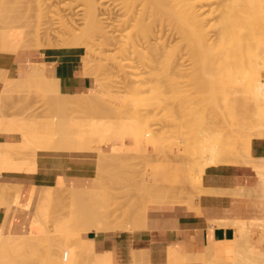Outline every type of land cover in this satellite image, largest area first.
I'll return each instance as SVG.
<instances>
[{"label": "bare ground", "instance_id": "obj_1", "mask_svg": "<svg viewBox=\"0 0 264 264\" xmlns=\"http://www.w3.org/2000/svg\"><path fill=\"white\" fill-rule=\"evenodd\" d=\"M11 1H13V0H11ZM4 2H7V0ZM8 3H9V1H8ZM3 4H2V6H3ZM15 4H13L14 5L13 7L12 6L10 7L8 15L5 14V12L3 13L0 11V40H1V43H3V45L7 48L8 53H14V54H18L20 56H26V55L32 56V55H35L36 53H39L40 51H44L47 49H62V48H64V49H68V48L69 49L70 48L83 49L84 54L82 56L83 57L82 61H83V66H84V74H86L88 76L91 75L90 69L94 65H98V62L102 61V63H105V62H107L106 64L112 63L113 65H115L119 69H121V70L123 69V71H124L123 73H125V72L128 73V75L125 74L127 76L126 80L130 79L132 81V79H133V81L134 80L136 82L140 81L142 83L143 81H146L147 79L150 80L152 78L151 80H154V81L153 82L150 81V82L152 84L157 83L156 85L159 87V89H162V87L165 84L166 79L174 78L173 81H172V79L168 80V81H171V82H169V84L172 82H175L174 85H172L173 84L172 83L170 85V87L172 86L173 91H176V92L178 91V88H176V87L173 88V86H175V84L180 85L181 83H183V82H181V83L177 82V81H181L180 79H182V78H180L178 80H177V78H179L180 76L182 77V75L184 73H186L187 71L189 72L190 71L189 69L192 68V72H190V74H194L197 71L199 72L200 71L199 69L204 68L206 65H208V66H206V68L211 67V69L213 66H215V68H217V67L220 68V69L217 68L218 71L221 70V68L223 70V71L221 70V71L217 72L218 74L220 73V75H218V78H219L221 83H224V85H225V84H227V83H225V81H227L228 84H229V82L232 84L235 83V86H236V83L242 84L243 88H244L243 91H245L247 93V95H245L247 97H245V98H248V100H249V98L251 97L255 100L254 103L256 104L257 110L253 114L250 113L251 115L248 113L247 120H248L249 124L248 123L247 124L249 126H245V128L243 127L244 129H247V131L249 133L248 138L245 139V137L242 135V134H244V132L242 133L239 131L241 133V135H238L241 140H242L241 136H243V140L244 139L246 140V144H244L245 142L243 140H242L243 143H241L239 140L240 145H242V144L245 145V147L242 145V148H241V146H239V151L244 152V153L243 152L240 153L243 156L242 160L240 159L242 156L240 157V154H239V151L237 150V148H236L237 151L233 150V148H234L233 143L235 141L237 142V140H235L233 142V140L235 139L236 136L233 135L234 139L231 138V140H229L233 143L228 141L229 143L232 144V147H230L231 145H229V146L226 145V144H228V143H226V140H228V138L225 141H223L226 143L225 145L227 147L223 146L224 144L220 145L219 144L220 141L218 140L219 142H217L216 138H215V144H214L213 143L214 140H212L214 138V136H209V135H211V134H209L210 129H211V131H213L212 127L210 125L211 124L215 125V122L218 120L212 121V122L210 121L209 124L206 122L208 125L204 126L205 128L203 130H201V132H199L198 136H196L197 134L195 132H194L195 134L193 133L196 136V138L193 137L194 140H192L193 139L192 137H191L192 138L191 140H189L187 138V137L190 138L189 135L192 132V131H190V129H187V130H189V135L186 137L187 139L185 140L186 144H187V145L185 144V146L187 148L185 150L187 152L189 148L190 149L193 148L191 150L196 153L197 160L195 161V159H194V161H195L194 163H196V164L191 166V163L193 162L192 155L190 158V160H192V161L189 163V165H187V164L190 160L187 158L189 160L188 162H185L187 165V168H186V165L184 164L185 168L183 169V171L187 175L184 174L185 177H183V179L184 178L185 179L183 180L182 184L180 185V188H178V183L177 184L176 183H172V184L170 183V180H171L170 177H169L170 180L169 181L166 180L167 183H165L166 182L165 178H166V175H168V174L165 175L164 179L160 178V176H157V171H158L159 165L155 161L156 165L158 166V167L155 166V172H156L157 178L159 177L158 179L155 177L156 178V184H158L157 180L159 181V179L160 180L163 179L165 181L164 182L165 186L167 185V187H168L167 189L170 193H168V191L166 192L167 189L165 190L164 189L165 187L163 188V186H162L163 184L160 183V185L162 186V191L164 189V192H162L160 189V192H162V198H161L160 197L161 194L158 192L159 188L161 187L160 185H159L158 191H156V192H158L157 194L155 191H151L152 187L151 188L148 187V186H153V184L146 186V191L149 188L151 192H155V196L160 194V195H158L159 198L157 196V198L155 197L154 199H152V197H149V195L152 193H149V192H148L149 194H146V192H145V196H143V198H141L143 194H141V192H140V195H141L140 200L142 199L141 201H143V202L145 201V202L144 203L141 202L142 206L139 207V208H141L140 209L141 212L140 211L136 212V210H134L136 212L135 215H134L135 212H133V209H135L134 206L137 207L136 204H138V206L140 204L138 202L135 203V201L130 202V199L134 198L136 200L137 198L139 199V197L135 198L136 196L135 197L132 196V198L131 197H130V199L128 198L129 201H126L127 198L125 199V197L123 196L124 194L122 195L123 197H121V196L118 197L119 200H120V197H121V199L122 198L125 199L123 204L126 202V204H124L125 207L122 204L125 209L121 208V210L125 211L126 206L128 207L127 204H129V203H131V205L133 203V205H134V206L132 205L133 209L130 208L131 205H129V210L127 209L128 213H129V211H132L130 213V217H131L132 213H133L132 216H134V217L136 216V219L134 217L133 218L131 217L132 219H130V221L136 220L135 221L136 223L134 221H133V224L129 222L131 224V225L129 224L130 226L133 225V227H131L132 230H133V228L138 229V228L144 227L145 222L147 221L146 219H147L148 206L151 203L179 204V205L187 206L190 209H193L196 212L201 213L199 211V209H200L199 204L195 205V203L193 201L195 199H193V198H195V197L200 198L201 196H204V195L223 196V195H226L227 193H229L228 189H217V188L213 189L210 187H206L204 185V182H203V176H204V173H205L207 168L214 167V166L217 167L220 165H226V163H228L230 161L233 162L232 158L235 160V162H237L236 160H238L240 165L241 164L246 165V166L249 165L252 167V169L254 171H256V173L259 175V179L261 181V185H259L260 188L258 189V187H256V189H257L256 191L262 190L264 192V157H257V156H254L252 154V141H253V139L254 138H264V80H263V73H264V0H26L22 3L20 1V3L17 4L19 6H17V7ZM15 22L22 25L23 28H21V30L17 29L18 25L17 26L14 25ZM1 46H2V44H1ZM1 48H0V51H3L4 49L2 48L3 50H1ZM98 55H99V58L97 60V58H95V56H98ZM96 60H97V62H96ZM200 64L203 67L202 66L200 67L199 66ZM113 65H111V66H113ZM106 66L107 67L109 66V68H111V70H112V67L110 65H106ZM107 67L106 68L104 67V70L107 69ZM116 67L113 66V70ZM197 67H198V69H197ZM215 68H214V70H215ZM202 70H204V69H202ZM210 70L209 69L204 70L205 72L203 74L208 76L209 74L207 75L206 73H207V71H209V73H211ZM8 72H10V71H8ZM23 72H25L27 75L26 76H19V77H8V76L4 77V75H3L2 77H4V78L1 77L2 81H6V83H9V84H6L7 86L8 85L12 86L10 92L13 93L15 91L17 94L20 89L23 90V91H21L22 94H24V91H28V90H30L29 92H31L33 90L38 91L39 87L38 88L36 87L35 89L32 88L33 85L37 86V83L32 84V82H34V81L38 82V80H40L38 82V84L40 82H43V84H44V82H46V85L44 84V86H46V88H49V87L51 88V86H47V83H49V82H53V84L56 86H58L60 84L59 83L60 80L57 77L53 76L52 74L50 75L48 73L45 63L33 61L26 66V69L23 70ZM113 72L114 71H112V73ZM214 72H213V74H214ZM2 73L7 74L5 70ZM118 73H120V72H118ZM186 74L184 75L183 78H185ZM201 74H202V72H201ZM1 75L2 74L0 73V76ZM118 75H120V74H118ZM121 75H123V74L121 73ZM91 76L93 77L94 75H91ZM115 76H117V75H115ZM189 76H191V75H188L186 77L189 78ZM192 76H191V78H192ZM206 76H204V78ZM214 76H215V74H214ZM118 77H120V76H118ZM197 77L199 79V76H197ZM124 78L125 77H123V79ZM208 78H209V76H208ZM25 79L28 80L27 81L28 84H26L27 82L23 83L25 86L24 87L21 83L23 81H26ZM109 79H110V77H109ZM201 79H203V78H201ZM205 81L206 80L203 79V83ZM200 82H202V80ZM193 83H194V81H193ZM221 83H220V85H221ZM30 84L32 85V87L30 89H27V87L29 88L31 86ZM128 84H129V82H128ZM166 84L168 85L167 82H166ZM6 85L4 83V86H6ZM26 85H28V86H26ZM39 85H42V83ZM121 85H123V84H121ZM138 85L139 86L137 88L140 91V89H142L141 84L138 83ZM204 85H205V83H204ZM204 85H202V87H204ZM227 85H225V86L227 87ZM242 85H241V87H242ZM20 86H21V88H20ZM44 86L43 85L40 86V89L42 87V88H44L45 91L47 90V92H49V91L53 92L54 89H56V88H54L53 91H51V90L48 91V89H46ZM207 86L208 85H206L205 88L201 87V89L200 88H197V89H200V91L202 90L201 92H203V90H205V89L208 90L206 88ZM209 86H211V85H209ZM235 86L233 85V87H235ZM23 87L27 90H25ZM53 87L54 86H52V88ZM170 87L168 86V88H170ZM219 87L215 86L214 88L219 89ZM57 88H61V87H57ZM101 88H102V85L100 83L96 82V86L92 87L88 91V93L84 95V98H85V96L87 97L86 98L87 102L89 100L91 101V99H90L91 97H94L92 95L97 96L99 93L102 94ZM8 89H9V86H8ZM217 89H213V91L215 93H217V91H219ZM224 89L226 90V88H223L220 91L223 92L222 90H224ZM3 90H6V89L3 87ZM44 90L42 89L41 91H44ZM164 90H165V86L163 87V91ZM225 90L222 94V96L223 95L224 96L220 97V98H223L224 100H226L225 98H229L228 96L225 95V94H227V93H225L226 92ZM227 90H228L227 92L231 91L230 88ZM163 91H161V93L165 94L166 92L164 93ZM237 91L238 90H236V92ZM7 92L8 91H6L5 93H7ZM47 92H45V93H47ZM54 92L58 95L60 93H62V91L60 89H56ZM214 92H213V94H215ZM5 93L3 94L4 96H5ZM204 93H206V91ZM207 93H209V92L207 91ZM218 93H220V92H218ZM218 93H217V95L219 96ZM242 93H244V92H242ZM56 94H55V97H56ZM68 94L70 95V99L74 98L72 94H70V93H68ZM107 94H109V93L107 92ZM213 94L211 93V95H213ZM230 94L231 93L229 92V95ZM0 95H2V94H0ZM76 95H77V93H76ZM76 95H74V96L77 98H79L80 96L81 97L83 96L80 94L78 96H76ZM6 96H7V94H6ZM66 96H64V97H66ZM157 96H158V94H157ZM207 96H209V98L206 97V95H205V97H202L204 100L207 99V102H208L207 105L209 103H211V102H209V100L213 99V102L216 100V99H214V97L216 95L215 96L213 95L212 99L210 97V94H207ZM248 96H250V97H248ZM9 97H11V96H9ZM88 97H90V98H88ZM97 97H99V96H97ZM154 97H155V95H154ZM22 98L25 99V97H22ZM29 98H30V96H29ZM163 98H164V96H163ZM182 98H184V97H182ZM0 99L2 100V98H0ZM7 99L8 98H6V100ZM68 99H66V100L69 102L70 99L69 100ZM72 99H71V102H72ZM102 99H104V97ZM4 100H5V98H4ZM80 100L81 99H78L76 101L81 102L82 100H85V99H83V97H82V100L81 101ZM96 100L98 101V99H95V102H93V101L92 102L97 103ZM228 100H230V98ZM8 101H9V99H8ZM67 101L65 103H68ZM73 101H74V99H73ZM102 101H105V100H102ZM71 102H69V103H71ZM83 102H85L86 104H84ZM87 102L82 101V103L84 105H87L86 108L90 109L91 105L89 106L87 104ZM99 102H100V99H99ZM161 102H163V101H161ZM219 102L221 104V102H223V101H219ZM243 102H245V101H243ZM246 102H248V101H246ZM251 102H253V101L251 100ZM24 103H25V101H24ZM69 103H68V106H66V107H68L69 109H71V108L73 109L74 103L73 102H72L73 104L71 103L73 107L72 106L69 107ZM199 103H201V106L204 107V105L202 104L203 103L202 101ZM214 103H213V105H216V107L219 106V104L217 106V103H218L217 101L215 104ZM224 103H226V102H224ZM227 103L225 104L226 106H227ZM48 104H49V102H48ZM59 104H57V106H58L57 108L55 107L56 109H59ZM100 104H101V102H100ZM128 104L129 103L127 100V105ZM235 104L237 105L238 103H235ZM2 105H3V103L0 101V111L2 109ZM9 105H10V103H9ZM65 105H67V104H65ZM108 105H109V103H108ZM175 105L172 107L173 109L176 107ZM179 105H181V103ZM195 105H196V103H195ZM195 105H193V107ZM211 105H212V103H211ZM211 105H208V106H211ZM21 106H23V105H21ZM109 106H111V105H109ZM229 106H230V102H229ZM251 106H253V105H251ZM251 106H250V108H251ZM62 107H60V110H58V111H61L62 109L65 111V109H66L65 106L63 108ZM82 107H84V106H82ZM105 107H107V105H105ZM205 107L207 108V106H205ZM216 107H215V109H216ZM239 107H241V106H239ZM254 107H255V105H254ZM99 108L100 107H98L96 109L99 110ZM162 108H163V106H162ZM220 108H223V106ZM224 108H226V107L224 106ZM227 108H228V106H227ZM4 109H5V107H4ZM49 109H50V106H49ZM77 109H79L78 113L80 112L81 114H83L85 112V114H87L86 113L87 111H84V108H82L83 110L81 109V107L80 108L78 107ZM77 109H74V110L76 111ZM101 109H103V108H101ZM101 109H100V111H101ZM104 109H107V108H104ZM188 109H190V108H188ZM45 110H46V108H45ZM110 110H111V107H110ZM110 110L108 112H110ZM182 110H184V109H182ZM208 110L206 109V111H208ZM219 110L217 109L216 112L218 113ZM226 110L227 109H225V111ZM232 110H234L233 107H232ZM50 111L47 109V112H50ZM52 111H54V110H52ZM196 111H197V109H196ZM206 111H205V113H206ZM210 111H212V110H210ZM213 111H214V109H213ZM222 111H223V109H222ZM68 112H69V110H67V113ZM74 112H71V113L74 114ZM216 112H212V113L216 114ZM231 112L232 111L230 110L231 116L226 112V114L228 115L227 116L228 119L230 117H232L231 119H233V117H234V114H233L234 112H232V113ZM252 112H254V111H252ZM64 113H63V115L65 116V114H67V113H65V114ZM71 113H70V115H68V114L66 115V117H65L66 119L63 117V115H62L63 119H61V117H60V120H62V123L60 125H57V127L59 126L58 129L55 126V129L44 127L43 130L42 129H36L35 125H34V124H37V122L39 123L40 120L37 122H34V124H33L34 127H33V125L26 124V122H25L26 117H25V119L19 118V121H18V119L16 121H13V120H9L8 115L5 116L4 114H0V133L5 134V136L7 138L11 137V136L7 135L9 133L20 135L22 137L24 146L27 145L28 147H31L32 149L34 147L33 150H35L37 148L34 151V153L37 152L36 154L38 155V149H39V152L40 151H48L45 149H47L48 147L50 148V146H51V150L49 148L48 149H49V151H53L52 150L53 146L56 145L58 147L60 144H62L63 142L66 141L67 137L63 136L64 133L68 136L69 134H67V132H69V131L74 132L75 131L74 134L76 133V135L73 138L75 143L74 142H73L74 144L71 143L70 141L72 139H68L70 141L67 140L66 143L63 144L64 146L60 145L61 146V148L59 147L60 150L64 151L63 148H65L66 146L70 149L71 147H73V145H74V148H75V145L77 148V145L79 147V145L81 146V144H83L84 146L82 145L83 146L82 149H85V151H88V149H90L89 152H92L93 149H94L93 152H95V150L98 151L100 156H101V161H99V165H101L103 167L102 168L98 167L99 169H97V170L98 171L100 170L99 172L101 173V170L104 171L103 168H105L104 167L105 163H106L105 164V166H106L108 161H111V159L115 160V159L119 158V155H121V152H122L121 149H122L123 143H124V141H126L127 138H133V140L135 141V145L131 147V149L133 150L132 151L133 153L136 150L146 151L145 149H147V145H149V144L153 147L157 146V144H158L157 142H159V141L156 140L157 139L155 137L156 133L159 132L161 134L162 133L164 134L169 129V128L167 129L166 127L167 126L170 127V124H172V123L174 124L175 121H176V123H181V122H177L180 119L178 118V115H176V112H175V114H173V115H176V116H174V118L172 116H170L173 120L175 119L174 122L172 119H170V117H168L167 118V119H169L168 121L172 120V121H170L171 123H166L165 124L166 127H165L164 122L162 121V126L159 127L158 131H157L158 128H154V129L148 128V126H146V123L143 119H142L143 124H144L143 127L140 126V125H143L142 123L138 124V122H140V120H141L140 119L139 121L136 120L137 122L132 121V124H131V121L128 120V122H126V123L124 122V123H120V125L118 124L117 126H114V129H113L112 125L106 124V122L105 123L103 121L97 122L98 120L92 121V119H91L92 122H89V123L84 121L86 123V125H85V123L83 121H81L82 119L79 121H76V118H74L75 120L70 119L69 116H71ZM198 113H200V112H198ZM198 113H196V114H198ZM202 113H204V112L202 111ZM57 114L59 117V113H57ZM61 114H60V116H61ZM211 115H213V114H211ZM219 115H221V114H219ZM223 115H225V114H223ZM236 115H238L237 112H236ZM31 116H33V115H31ZM37 116H38V114H37ZM49 116H51V115H49ZM162 116H164V115H162ZM188 116H187V118H188ZM206 116H208V115H205L204 117L206 118ZM217 116L215 117L216 119H217ZM80 117L84 119L85 116L82 115V116H79V118ZM92 117H94V116H92ZM202 117H203V115H202ZM235 117H237V119H238V116H235ZM161 118H164V117H161ZM177 118L179 120H176ZM208 118H209V116H208ZM208 118H207V120H208ZM34 119H35L34 121H36L35 117H34ZM132 119L134 120V118H132ZM167 119H166V122H168ZM22 120H25V121L22 122ZM52 121L53 120H51V125H54L56 122L53 121V123H54L53 124ZM72 121L75 122L74 125L76 126V129L74 128V130L72 127L73 124L71 123ZM231 121H233V120H231ZM203 122H205L204 119H203ZM220 122H222V121H220ZM224 122H228V120H225ZM185 123L186 122H182L181 125H184V126H182V128L185 127ZM206 123H205V125H206ZM31 124H32V122H31ZM203 124L204 123H202L201 126H203ZM38 125L42 126V124H38ZM187 125L188 124H186V126ZM173 126H171V128ZM174 127L172 129L176 128V127L175 128ZM182 128H180V129H182ZM217 128H219V126H217ZM184 129L186 130V128H184ZM219 129H217L216 131H218ZM155 130L157 132H155ZM237 130H238V128H237ZM170 131H171V129H170ZM175 131H176V129H175ZM219 131H221L222 133ZM219 131L218 132L221 134L224 133L221 129ZM200 133H201V135H200ZM236 133L237 132H235V134ZM53 134L55 135V137H52ZM72 135H73V133H72ZM112 135H116V137H117V140H118L117 145H116L117 148L115 151H113V152L110 151L109 153H107L102 149V143L105 142V140H104L105 136L109 137ZM219 135H217V136H219ZM224 135H225V133L223 134V137H224ZM217 136L215 135V137H217ZM69 137H71V136H69ZM210 137L211 138L213 137V138L211 139ZM223 137L221 135V138H223ZM224 138H226V137H224ZM210 139L212 141H209ZM219 139H220V137H219ZM50 140H52V141L50 142ZM8 141L9 140H5V141L0 142V173L3 174L2 172H10V173L11 172H20V173H22V172L23 173L24 172H28V173L35 172L37 169V160H36L37 158L36 157H38V156L34 153H31V154L35 155V156L31 157L32 159H33V157L36 158V159H34V161L28 160V159H31L28 157H27L28 159H23V161L21 159H19V161H18V159H15L16 156L15 157L13 156L15 153L13 147H15L16 142L10 143ZM46 141H48V144ZM53 141H56V143H54ZM69 142L71 143L70 147H69V145H70ZM43 143H45L46 145L44 144L45 145L44 146ZM51 143H53L54 145ZM77 143H79V144H77ZM66 144H69V145H66ZM237 145H239V143ZM24 146L22 145L23 148H24ZM27 146H25V147H27ZM43 146H44V148H43ZM46 146H48V147L45 148ZM9 147L12 148V150L9 149ZM22 147L20 146L18 148L20 149ZM39 147H42V148L40 149ZM54 148H56V147H53V149ZM76 148L74 151H76ZM32 149L26 148L27 152H30V151L33 152ZM73 149H70V150H73ZM80 149H81V147H80ZM156 149H157V147H156ZM21 150H23V151H20L21 154L25 153V151H24L25 149H21ZM66 150L69 151L67 148L65 149V151ZM160 150H161V148H160ZM191 150H189V151L192 152ZM140 151H138V152H140ZM144 151H143V153H144ZM80 152H81V150H80ZM123 153H125V152H123ZM136 153H135V155H136ZM233 153L236 155H232ZM31 154H28V155H31ZM106 154L109 155V157L111 158L110 160L103 156ZM173 154L174 153H170V155L172 157H175V155H173ZM22 155H26V154H22ZM22 155H21V157H22ZM147 155L146 156L144 155L145 158L147 157ZM170 155L169 154H168V156L166 155V157L168 159L170 158L169 160L172 159V157H170ZM121 156L123 157V154ZM132 156H134V155H132ZM154 156H155V154H154ZM181 156H182V158H181V160H182L184 158V155L181 154ZM194 156H195V154L193 155V158H194ZM124 157H125V155H124ZM185 157H187V156H185ZM22 158H24V156ZM102 158H103V160H102ZM131 158L135 159V157H130V159ZM175 159H177V158H173L172 161H176ZM119 161H122V160L119 159ZM172 161H169V162L171 163ZM123 162L126 163L125 158H124ZM112 163H114V162H112ZM128 163H129V161H128ZM161 163L163 164V162H161ZM167 163H168V161H167ZM130 164H132V163H130ZM137 164L134 163L133 166H135ZM164 164H166V163H164ZM126 165H128V164H126ZM189 166H191V167H189ZM130 167L131 166H129V168ZM131 169L132 168H130V170ZM161 169H162V166H161ZM185 169H187L186 170L187 173H186ZM107 171H108V169H107ZM112 171H114V169ZM133 171L134 170L132 169V172ZM190 171H192L193 177L190 175ZM196 171H197V173L198 172L199 173L196 174ZM164 172H166V171H164ZM100 173L97 174L98 179H95V182L97 181V183H98V181H99L100 184L99 183L97 184L94 182V185H93L94 190L96 188L102 189V186L104 185V179L105 178H103V177H105L107 175H106V173H104L105 175L103 174V177H101V176H99ZM194 173L197 175V177H196V175L194 176ZM107 174H108V172H107ZM114 175H115V173H114ZM110 176H107V177L110 178ZM133 177H134V179L136 178L135 176H133ZM163 177H164V175H163ZM153 178H154V176H153ZM167 178H168V176H167ZM136 179H138V178H136ZM100 180H101V182H100ZM117 180H118V175H117ZM132 180H133V178H132ZM61 181H62V178L60 177L59 180L57 181L58 185L43 187V188H41V191H40L39 190L40 187L35 186V185L27 186V185H23L22 183H18L19 181L14 182L11 180H6V179L0 180V209L5 207L7 209V214L10 213V211H11L10 209L12 208V206H17V207L21 206V207H24L25 210L30 211L31 210V204H32V197L35 195H38V197H39L38 198L39 204L37 203V206L35 208V212H34V214H32L30 221H29L30 230L28 232H26L25 234L4 233L3 231L0 232V264H58L61 262L62 263L64 262L63 264L69 263L68 258H70V257L67 254V256H68V258H67L65 252L68 251V250H66L67 248L68 249L70 248V246H67V244L72 241V237L70 235H72L73 232H72V234L70 233V235L64 237L66 241L63 240L64 238H62V240L58 239L60 241V243L58 242V240H56V242L55 241L52 242L51 241L52 239H50L47 236V234H49V233L46 232L47 233L46 234L44 231H42V229L44 228L43 227L44 226V219H42L41 216L39 215L42 213L43 215L46 216V218L48 217L47 216V210H48V206H49L48 203L50 202L49 199L52 200V198H54L57 195H58L57 197H59V199H57L56 204H58V206L62 205L63 207H64V205H67L66 202H64V203H66V204H64L62 202V199H60V196H62L61 192H62V190L65 189V187L63 185L64 182L61 183ZM143 181L141 180L140 184ZM9 183H12V184L14 183V184L12 186V184H9ZM60 183L62 185H60ZM136 183L137 182H135V184ZM101 184H103V185H101ZM95 185H99L100 187L96 186V188H95ZM60 186H61V188H64V189H61ZM141 186H142V184H141ZM141 186H140V188H142ZM144 186H145V184H144ZM55 188H56V190H55ZM134 188H135V185H134ZM73 189L75 190V188H73ZM83 189L84 188H81V189L78 188V191H76L77 190V188H76V190L74 192L71 190L68 191L70 193L76 192L77 194H73V196L80 198V199L75 198V201H77V202H74V197L71 198L73 201L70 199L71 203H68V204H71L70 207L75 208L78 206V203L83 204V206H85L84 202H85V204H86V202H87V204L89 203L88 204L89 206H87V204H86V206H87L86 209L83 208V210H86V211L81 210L82 211L81 213L83 215H78V214L75 215L77 219L79 218V220L77 222L76 218H74L75 220L73 222L76 221L75 223H77V224L73 223L72 219H71V218H73L72 214H74V211H76V209H72L73 212L71 211V209L69 210L72 212L71 213L72 217L70 216V221L72 222L74 227L80 226L81 228H83L85 226L86 221H87V224L85 226L86 229H88V228L100 229L101 225L111 224V221H110L111 218L109 219V217L111 216V213H110V216L108 214V212H110L111 210L109 211L108 209H113V207L107 208V206L105 204H103L107 208V209H105L104 206H102V203H99L98 201H97L98 202L97 203L94 201L95 196H93V195H95L94 192H96V191H94L93 189L91 190L93 192L88 191V190H90V188H89V189H84L85 192L84 191L82 192L81 190H83ZM105 189L106 188H104V191H105ZM142 189H140V190H142ZM153 189L156 190V188H152V190ZM246 189H244V190L246 191ZM65 190H67V188ZM230 190H234V189H230ZM244 190H243V188H241L242 192ZM121 191H118L116 196H118L119 192H121ZM135 191H136V189H135ZM196 191L198 193H196ZM247 191H249V190H247ZM53 192H54V194H55V192H56V194L57 193H59V194H57V195L55 194V196H53V195L51 196V194H53ZM78 192L85 194L84 197H86V200L82 196L84 198V201H82L83 198L81 199V197H80L81 194ZM88 192L90 193V195L88 194ZM184 192L189 193L190 196L187 199L183 200L182 195H185V194H183ZM239 192L237 191V192H235V194L239 193ZM99 193L100 192H98V194ZM241 193H240V195H242ZM246 193H249V192H246ZM87 194H88V196H91V197L93 196L92 198L94 200L91 197H89V199H88ZM232 194L234 195V193L231 192L230 195L232 196ZM13 195H14V198H13ZM102 195H100V196L102 197ZM140 195L138 194V196H140ZM146 195H148V196H146ZM254 195H256V194H254ZM153 196H154V193H153ZM252 196H253V194H252ZM109 197L112 199L111 194L109 195ZM178 197L182 198V199L178 200L177 199ZM96 198H97V194H96ZM116 198H114L112 200H115ZM138 199L136 201H138ZM39 200H41V202ZM55 200L56 199L54 198V201ZM88 200H89V202H88ZM90 200H92V201H90ZM119 200H117V201H119ZM105 201H107V200H104L101 202L104 203ZM108 201H109V199H108ZM72 202L76 203L77 206H74L75 205L74 203L72 205ZM115 202L116 201H114L112 203H114V205H115ZM120 202L122 203L121 200L119 201V203ZM93 203L95 204V206H93L94 205ZM121 203H120V205H121ZM106 204H108V203H106ZM117 204H118V202H117ZM50 205H51V203H50ZM96 205H98V206L100 205L105 209L104 210L102 207L99 206L100 208H102L106 212V215H105V213H103L105 215V219H103L99 216L100 214L103 215L101 209H100V212H101L100 214L96 213L97 209L99 208L98 206L96 207ZM83 206H81V207H83ZM117 206H119V204L114 206V208ZM120 207H122V206H120ZM118 208L119 207H117V209ZM91 209H92V214L90 212ZM119 209H118V211H119ZM130 209H132V210H130ZM115 210L116 209H114V211ZM114 211H111V212H114ZM77 212L80 213L79 210ZM85 212L88 213V215H86ZM93 212H95L99 216L98 217L99 219L97 218V215L94 214ZM98 212H99V209H98ZM138 213H139V215L137 216ZM60 214H61V212H60ZM84 215H85V217L87 216L88 220H90L91 223H89L90 221H88L87 219L84 218ZM90 215L91 216L93 215L92 216L93 218ZM94 215L96 217H94ZM81 216H83V217L81 218ZM88 216H90V218ZM94 218L95 219L97 218V220H94V221L91 220ZM57 220H58V218H57ZM84 220H85V222H84ZM246 220L247 219H245V218L241 219V220L237 219V220H232V221L223 220V221H221V223H218V222L217 223L220 226L221 225L222 226L228 225V224L232 225L235 228V234H237L238 228H242V227L244 228L247 225ZM51 221H52V223H55L53 221V219ZM70 221H68V223ZM79 222L80 223L84 222L83 223L84 226L79 225L80 224ZM137 222H139V223H137ZM214 222H215V220L212 221V223H214ZM135 224H136V226L134 227ZM137 224H138V226H137ZM256 224L261 226V229L258 233L260 243L254 242L253 237H252V232H251V235H249L246 239H243L242 237L236 236V238L234 237L231 240H227L226 243H225V241H223L224 243L221 241V245L218 244L220 242L219 240H218L219 242L213 241L216 245L218 244L217 247L215 248V244L212 243V245L214 244V246L212 248H215L214 250H215V256H216L215 257L216 263L217 264H242V262H243V264H262V263H258V262H254V263L248 262L247 251L252 250V252L253 251L256 252L257 258H259V259L262 258L263 264H264V248L261 246V245H264V219H263V221H260L259 223L257 222V223L252 224V225L255 226ZM70 225L71 224H69V228H73V225H71L72 227ZM75 225H78V226H75ZM129 225H128V227H130ZM247 226L249 227V225H247ZM128 227H126V228L128 229ZM49 230H48V232H49ZM45 231H47V230H45ZM43 232L45 234H43ZM51 237H53V236H51ZM67 237H68V239H67ZM79 237L81 239H84V241L86 240V238L83 237L82 235ZM240 238L242 239V241H240ZM68 240H70V242ZM249 241H250V243L252 242L253 245L250 244ZM61 243H63V244H61ZM222 244H223V246H222ZM247 245H248V247H247ZM251 245L254 247L252 248ZM209 247H211V245L207 246V248H206L207 250L205 249L204 252H201V254L197 257V258L202 259L203 264H214L213 261L215 259L214 260L211 259V257H212L211 253L212 252L209 253V250H210ZM208 248H209V250H208ZM56 250L57 251L59 250L58 253L60 251L64 250L65 254H63V252H62V253H59L60 254V256H59V254L57 255L56 253H54V254H56L57 258L56 257L52 258L54 256V254L52 255V253ZM145 251H144V249L142 250L143 254H145ZM140 252H141L140 249H138L136 253L141 254ZM227 252H229L230 255L227 254ZM136 253H135V256H137V257L139 256V258H141V256L136 255ZM197 253H200V252H197ZM173 254H175V253H173ZM62 255L63 256L65 255V257L67 259L63 258ZM145 255L147 256V254H145ZM91 256L92 255H90V258H91ZM106 256H107V254L102 255V257H104V258ZM59 257H60V260H58ZM94 257L95 256H93V258ZM173 257L174 256L172 255L169 258L168 263H166V264H173ZM93 258H91V259L94 261H98L97 260L98 258L95 257L96 260H95V258L94 259ZM142 258H144V256H142ZM61 259H64V260L66 259L67 261L66 260L64 261ZM145 259H147V258L145 257ZM137 260H141V259H137ZM147 260H148L149 264H153V263H151V261L149 259H147ZM147 260H145V261H147ZM136 261L134 264H136V263L142 264L143 263V262L138 263ZM141 261H143V260H141Z\"/></svg>", "mask_w": 264, "mask_h": 264}, {"label": "rangeland", "instance_id": "obj_2", "mask_svg": "<svg viewBox=\"0 0 264 264\" xmlns=\"http://www.w3.org/2000/svg\"><path fill=\"white\" fill-rule=\"evenodd\" d=\"M3 1V2H2ZM4 1H6V0H0V11L1 12H5V14H7L8 15V12H9V10H10V7L12 6H14L13 4H15L16 5V7L17 6H19V5H17V4H19L20 3V1H21V3L22 2H24V1H26V0H13V1H11V0H7V2H4ZM8 1H9V3H8ZM19 2V3H18ZM4 3V4H3ZM13 3V4H12ZM2 4H3V6H2ZM5 7V8H4ZM3 8V9H2ZM3 10V11H2ZM14 25H18V28L17 29H19V30H21V28H23L22 27V25H20L19 23H17V22H15L14 23ZM180 40V39H179ZM3 42V41H2ZM1 44H2V46H1ZM4 49H2V48ZM0 48H1V50H3V51H0V52H6L7 51V48L3 45V43H1V40H0ZM45 51V50H44ZM81 51H82V54H84V50L83 49H81ZM40 52H43V51H40ZM40 52L39 53H36L35 55H32L33 57H35L36 55H38V54H40ZM6 53H8V51L6 52ZM31 56V55H30ZM83 58V57H82ZM95 58H97V60H98V58H99V55L98 56H95ZM97 60H96V62H97ZM106 61V60H105ZM107 62H105V63H102V61L101 62H98V65H94L91 69H90V71H91V75H94L93 76V80H95V82H97V83H100L101 85H102V88H101V91H102V94L101 93H99L97 96H99V97H97V96H95V95H92V96H94V97H88V98H90L91 99V101L89 100L88 102H87V97L85 96V98H84V93H77V95H76V93H74V94H72L73 95V99H74V101H73V99H72V102L74 103L76 100H78V99H81L82 100V97H83V99H85V100H82V101H86L87 102V104L93 109H87L86 108V106L87 105H84V104H86L85 102H83L82 103V101L81 102H78V101H76L75 103H74V107L72 106V102H71V99H70V95L68 96L66 93L64 94L63 92L62 93H60L59 95L58 94H56L54 91L56 90V89H60V88H57V87H60L58 84V86H56V85H54L53 84V82H49V83H47V86H51V88H52V86H54L52 89L49 87V88H46V86H44V84L46 85V82H44V84H43V82H40L39 84H41L42 83V85L46 88V89H48V91L49 90H51V91H53V89L54 88H56V89H54V91L53 92H47V90L45 91L44 90V88H42L41 87V89H40V86H42V85H39L38 84V82L40 81V80H38V82L36 81H34V82H32V84H36L37 83V86L36 85H33V87H32V85L28 88L27 87V89H30L31 87L32 88H38L39 87V90L38 91H35V90H33V91H31V92H29L30 90H28V91H24V94H22L21 93V91H23V90H19L18 91V93L16 94V92L14 91L13 93L12 92H10L11 91V88H12V86H10V85H8L9 86V89H8V86L6 85V84H9V83H6V81H2V79H1V77L4 75V77H6L7 76V74H5V73H2L4 70H1L0 71V73L2 74L1 76H0V94H2V95H0L1 97L0 98H2V100L0 99V101L3 103V105H2V109H1V111H0V114H4L5 116L6 115H8V118H9V120H13V121H16L17 119H18V121H19V118H24L25 119V117H26V121L25 120H22V122H26V124H30V125H33L34 124V122H37V121H39V123L37 122V124H34L35 125V128L36 129H44V127L45 128H53V129H55V126H56V128L58 129V127H57V125H60L61 123H62V120H60V117H61V119H63L62 118V115H63V113L65 112V113H67V110H69V112L67 113L68 115H70V113L71 112H74L75 110L74 109H77L78 107L80 108L81 107V109L82 108H84V111H87L86 113L87 114H85V112L83 113V114H81L80 112L78 113V110L79 109H77L75 112H74V114L73 113H71V116H69V118L70 119H74V118H76V121H79V120H81V121H85V122H87V123H89V122H92V121H97V122H106V124H110V125H112V128L114 129V126H117L118 124L120 125V123H126V122H128V120H130L131 121V124H132V121H135V122H137V121H139L140 119V122H138V124L139 123H142L143 124V120L145 121V123H146V126H148V128H152V129H154V128H158L157 129V131L159 130V127H161L162 126V121L164 122V125L166 124V123H171L170 121H172L173 119L170 117V116H172L173 118H174V116H176V115H178V118L180 119H176V120H179V121H177V122H181V123H176V121H175V123L172 125V124H170V127H166V125H165V127L168 129V131L167 132H165L164 134L162 133H156V140H158L159 142H157L158 144H157V149H156V147H153V146H151L150 144L149 145H147V149H145L146 151H144V153H143V151L141 150H136L134 153L132 152L133 150L131 149V147L132 146H134L135 145V141L133 140V138H127L126 139V141H124V143H123V146H122V149H121V155L123 154V157L121 156V155H119V158H117V159H115V160H113V159H111L110 157H109V155H103L104 157H106V158H108L109 160L111 159V161H108V163H107V165L105 166V164H104V167L105 168H103L104 169V171L103 170H101V173L97 170V169H99V168H102L103 166H101V165H99V161H101V156H100V154H99V152L98 151H96L95 150V153H96V156H97V169H96V173H95V179H98V175L97 174H99L100 173V175L99 176H101V177H103V174L104 173H106V175L107 176H110L111 174V176H110V178L109 177H107V176H105V177H103V178H105L104 179V185L103 184H101V185H103L102 186V189H97L96 188V186H99V185H95V190L93 189L94 188V182H95V179L93 180V183L91 184V186H90V190H88V191H91L92 189L94 190V191H96V192H94V194L95 195H93V196H95L94 197V199L91 197V196H88V194L90 195V193L88 192V194H87V198L89 199V197H91L95 202H99V203H102V206H104L103 204H105L106 206H107V208H112L113 207V209H108L109 211L111 210V211H114V209H116L114 212H108V214H109V216H110V213H111V216L109 217V219L111 218V224H109V225H101V227H100V229H97V228H88V229H86V224H87V221L85 222V220H84V222H85V226L83 225V223H80L79 225H83L84 227L83 228H81L80 226H78V225H75V226H78V227H74V225L72 224V222L75 220L74 218H76V214H78V215H83L81 212L82 211H86V210H83V208L84 209H86L87 208V206H89L88 204H87V202H86V204H87V206H86V204H85V202H84V205L86 206H83V204H80V203H78V206L76 205V203H74V202H77V201H75V198H77V199H80V198H78V197H75V196H73V194H77L76 192L75 193H73L75 190H76V188H75V190L73 189V188H69V187H66L65 185H64V183H63V185H64V187H65V189L67 188V190H65L64 188H61V186H60V188L61 189H64V190H62V192H61V194H62V196H60V199H62V202L64 203V202H66L67 203V205H64V207L62 206V205H59L58 206V204H56L57 203V199H59V197H57L58 195L57 194H59V193H57L56 194V192H55V194L57 195V196H55V194H54V192H53V194H51V196L53 195V196H55L54 198L56 199L55 201H54V198H52V200L51 199H49V206H48V210H47V218H46V216L45 215H43L42 213L41 214H39L40 216H41V218L42 219H44V228L42 229V231H44L45 233L47 232V233H49V234H47V236L50 238V239H52L51 241L53 242V241H55L56 242V240H58V239H61L62 240V238H64L65 236H68V235H70V233L72 234V232H73V234L72 235H70L71 237H72V241L70 242V240H68L70 243H68L67 244V246H70V248L68 249H66V250H68V251H66L65 253H66V257L68 258V256H67V254L69 255V257L70 258H68V260H69V263L68 264H114V263H111V260L109 259L110 257H109V255L107 254V256L104 258V257H102V255L103 254H100V253H98L97 251H96V247H95V239H87L86 237H85V235H86V233H89V232H96V233H102V232H104V231H117V230H124V229H126V230H132V228L131 227H133V225L132 226H130L131 224L130 223H132L133 224V221H130V219H132L134 216H132V214H131V217H130V213L132 212V211H129V213H128V211H127V209L129 210V205H131V203H129V204H127L128 205V207L126 206V212L124 211V210H121V208H123V209H125L124 207H125V205L124 204H126V202L123 204V202L125 201V199H126V201H129L128 200V198L130 199V197L132 198V196L133 197H135V198H137V197H139V199H138V201H136L134 198L133 199H130V202H134L135 201V203H139L140 205L138 206V204H136L137 205V207H135L134 205H133V203H132V205L134 206V208L135 209H133V207H132V205H131V207L130 208H132L133 209V212H135L134 210H136V212H139L140 211V209L141 208H139L140 206H142V203L141 202H143V201H141L140 200V197H141V195H140V192H141V194H143L142 195V197L141 198H143V196H145V192H146V194H149V193H152V194H150L149 195V197H152V199H154L155 197L157 198V196L158 195H160L161 194V198H162V192H164V189L166 190L168 187H167V185L165 186V183H167V181H169L170 179V183L172 184V183H178V188H180V185L182 184V182H183V180L185 179H183V177H185V175H187V174H185V172L183 171V169L185 168L184 167V164L186 165V163L185 162H188L189 160H190V158H191V155H192V160H193V162L191 163V166H193V165H195L196 163H194L196 160H197V155H196V153L194 152V151H192L191 149H193V148H189L188 149V151L186 152V150L185 149H187L186 148V146H185V144H186V139L188 138L189 140H191L193 137L194 138H196V136H198L199 135V132H201V130H203L205 127L204 126H207L209 123H210V121L212 122V121H216V120H218V121H216L215 122V125L213 124H211L210 126L212 127V130L213 131H211V129H210V132H209V134H211V135H209V136H214V138L212 139L211 137V139L212 140H214V144H215V138L217 139L216 141L217 142H219V144L220 145H223V146H225V147H227L226 145H231L230 147H232V144L231 143H233L235 140H237V142L235 141L234 143H233V150H236V148H237V150L239 151V146H241V148H242V145H240V142L241 143H243L242 142V140H243V136L245 137V139H247L248 138V131H247V129H244L245 128V126H249L248 124H249V122H248V120H247V115H248V113L250 114H253V113H255L256 112V110H257V108H256V104L254 103L255 102V100L253 99V98H251L250 96H248V97H250L249 98V100H248V98H245V97H247V96H245V95H247V93L245 92V91H243L244 90V88H243V85L242 84H238V83H236V86H235V83L234 84H232V83H230L229 82V84H228V82L227 81H225V83H227V84H225V85H227V87L224 85V83H221L220 82V80H219V78H218V75H220V73L218 74L217 72H219V71H221L222 70V68H221V70H219L218 71V69H220V68H215V66H213L212 67V69H211V67L210 68H206V66H208V65H206L204 68H201V69H199L200 71L197 73V72H195L194 74H190V72H192V68L191 69H189L190 71L186 74V73H184L183 75H182V77L180 76L179 78H177V80L178 79H180V78H182V79H180L181 81H177V82H179V83H181V82H183V83H181L180 85L178 84H175V86H173V88L174 87H176V88H178V91L176 92V91H173V89H172V86L170 87V85L172 84V85H174V83L175 82H172V83H170L169 84V82H171V81H168V80H171L172 79V81L174 80V78H171V79H166V81H165V84H166V82L168 83V85L166 84H164V86H165V90L163 91V87H162V89H159V87L155 84V83H151V82H153L154 80H151L150 78V80H148L147 78V80L146 81H143L142 83L139 81V82H136L135 80L133 81V79H132V81L129 79V80H126V78H127V76L126 75H128V73H123L124 71H123V69L121 70V69H119L118 67H116L115 65H113L112 63H110V64H106ZM109 63V62H108ZM82 64H83V61H82ZM106 65H113L114 67H116V68H114V70H113V66H111L112 67V70H111V68H109V66L107 67ZM198 66V65H197ZM200 67L202 66L201 64L199 65ZM198 66V67H199ZM104 67L106 68L107 67V69H105L104 70ZM198 67H197V69H198ZM203 67V66H202ZM214 68H215V70H214ZM116 69V70H115ZM120 71H119V70ZM202 69H204V70H210L211 71V73H209V71H207V75L209 76V78H208V76H206L205 74H203L205 71L204 70H202ZM217 69V70H216ZM25 70V69H24ZM107 70V71H106ZM118 70V71H117ZM213 70V71H212ZM112 71H114L113 73H112ZM196 71V70H195ZM216 73H215V72ZM223 71V70H222ZM117 72V73H116ZM118 72H120V73H118ZM201 72H202V74H201ZM213 72H214V74H215V76H214V74H213ZM115 73V74H114ZM121 73L123 74V75H121ZM107 76H106V75ZM113 76H112V75ZM118 74H120V75H118ZM126 74V75H125ZM186 74V76H188V75H193L192 76V78H191V76H189V78L188 77H186L185 76V78H183L184 77V75ZM27 74L25 73V72H21V74H20V76H26ZM90 75V76H91ZM115 75H117V76H115ZM125 75V76H124ZM202 75V76H201ZM206 76L205 78H204V76ZM211 75V76H210ZM118 76H120V77H118ZM122 76V77H121ZM197 76H199V79H198V77ZM213 76V77H212ZM4 77H2V78H4ZM109 77H110V79H109ZM115 77V78H114ZM123 77H125L124 79H123ZM122 80H120V79ZM201 78H203L204 80H206L204 83H205V85H204V83H203V79H201ZM176 79V78H175ZM209 79V80H208ZM26 80V79H25ZM186 80V81H185ZM197 80V81H196ZM202 80V82H200ZM263 80H264V73H263ZM28 80H26V81H23L21 84L24 86V84L23 83H25V82H27ZM121 81V82H120ZM149 81V82H148ZM151 81V82H150ZM176 81V80H175ZM193 81H194V83H193ZM196 81V82H195ZM199 81V82H198ZM5 83V85L6 86H4V83ZM127 82V83H126ZM128 82H129V84H128ZM131 82V83H130ZM135 82V83H134ZM186 82V83H185ZM31 83V82H30ZM52 85H51V84ZM138 83H140L141 84V88L142 89H140V91H139V89L137 88L139 85H138ZM147 83V84H146ZM198 83V84H197ZM201 83V84H200ZM220 83H221V85L223 86H221L220 85ZM20 84V85H21ZM26 84H28V82L26 83ZM49 84V85H48ZM121 84H123V85H121ZM128 84V85H127ZM152 84V85H151ZM149 87H148V86ZM155 85V86H154ZM189 85V86H188ZM200 85V86H199ZM202 85H204V87H202ZM206 85H208L206 88L208 89V90H203V92H201L200 91V89H201V87L202 88H205V86ZM209 85H211V86H209ZM233 85L235 86V87H233ZM241 85H242V87H241ZM26 86H28V85H26ZM124 86V87H123ZM128 86V87H127ZM168 86L170 87V88H168ZM179 86V87H178ZM199 86V87H198ZM215 86H220L219 87V89H217V88H214ZM3 87L6 89V90H3ZM25 87V86H24ZM23 87V88H24ZM122 87V88H121ZM210 87V88H209ZM232 87V88H231ZM237 87V88H236ZM16 88V87H15ZM20 88H21V86H20ZM133 88V89H132ZM181 88V89H180ZM197 88H200V89H197ZM223 88H226V92L225 93H227V94H225L226 96H228L229 98H230V100H228L229 98H225L226 100H224L223 98H220V97H223L222 96V94H223V92H224V90H222L223 92H221L220 90L221 89H223ZM231 89V91H229L231 94L229 95V92H227L228 90L227 89ZM241 88V89H240ZM243 88V89H242ZM25 89V88H24ZM27 89H25V90H27ZM44 90V91H41V90ZM125 89V90H124ZM131 89V90H130ZM146 89V90H145ZM158 89V90H157ZM169 89V90H168ZM172 89V90H171ZM188 89V90H187ZM213 89H217V90H219V91H217V93L218 92H220V93H218L219 94V96L217 95V93H215L214 91H213ZM235 89V90H234ZM32 90V89H31ZM122 90V91H121ZM175 90V89H174ZM187 90V91H186ZM210 90V91H209ZM236 90H238L237 92H236ZM5 93L6 91H8L7 93H5V96L3 95L4 93ZM59 91V90H58ZM161 91H163L165 94H163V93H161ZM170 91V92H169ZM206 91V93H204ZM207 91L209 92V93H207ZM216 91V90H215ZM28 92V93H27ZM39 92V93H38ZM45 92H47V93H45ZM57 92V91H56ZM60 92V91H59ZM58 92V93H59ZM107 92L109 93V94H107ZM125 94H124V93ZM160 92V93H159ZM190 92V93H189ZM213 94V92L215 93V94H213L215 97H214V99H216L214 102L216 103V101L218 102L217 103V106H218V104H219V106L218 107H216V105H213V95H211V93ZM234 92V93H233ZM236 92V93H235ZM241 92V93H240ZM242 92H244V93H242ZM178 93V94H177ZM6 94H7V96H6ZM11 94V95H10ZM33 94V95H32ZM35 94V95H34ZM55 94H56V97H55ZM71 94V93H70ZM83 95L81 98L79 97V98H77V97H75L74 95H76V96H78V95ZM137 94V95H136ZM157 94H158V96H157ZM207 94H210V97H211V99L212 100H209V102H211L212 103V105H211V103H209L208 105H211V106H208L207 105V99H203L202 97H205V95H206V97H208L209 98V96H207ZM221 94V95H220ZM11 96V97H9V96ZM21 97H20V96ZM23 95V96H22ZM26 95V96H25ZM63 97H62V96ZM68 97H67V96ZM71 95V96H72ZM146 95V96H145ZM154 95H155V97H154ZM232 95V96H231ZM249 95V94H248ZM29 96H30V98H29ZM39 96V97H38ZM59 96V97H58ZM61 96V97H60ZM64 96H66V97H64ZM127 96V97H126ZM144 96V97H143ZM163 96H164V98H163ZM177 96V97H176ZM194 98H193V97ZM218 96V97H217ZM22 97H25V99L24 98H22ZM104 97V99H102ZM137 97V98H136ZM166 97V98H165ZM182 97H184V98H182ZM218 99H217V98ZM238 97V98H237ZM4 98H5V100H4ZM6 98H8L9 99V101H8V99L6 100ZM18 98V99H17ZM61 98V99H60ZM70 100H69V99ZM173 98V99H172ZM244 98V99H243ZM23 99V100H22ZM66 99H68L69 100V102H71V103H69ZM95 99H98V101L96 100V102L97 103H93V102H95ZM99 99H100V102H101V104H100V102H99ZM130 99V100H129ZM163 99V100H162ZM172 99V100H171ZM189 99V100H188ZM221 99V100H220ZM253 101V102H251V100ZM27 100V101H26ZM61 100V101H60ZM102 100H105V101H102ZM127 100H128V105H127ZM6 101V102H5ZM13 101V102H12ZM24 101H25V103H24ZM30 101V102H29ZM43 101V102H42ZM46 103H45V102ZM60 101V102H59ZM68 102L69 103V107H73V109L71 108V109H69L68 107H66V106H68V103H65V102ZM93 101V102H92ZM161 101H163V102H161ZM203 102L202 104L204 105V107L203 106H201V103H199V102ZM219 101H223V102H221V104H220V102ZM240 101V102H239ZM243 101H245V102H243ZM246 101H248V102H246ZM12 102V103H11ZM48 102H49V104H48ZM60 104H59V103ZM158 102V103H157ZM206 102V103H205ZM224 102H228L227 103V106H228V108H227V106L225 105L226 103H224ZM229 102H230V106H229ZM232 102V103H231ZM234 102V103H233ZM9 103H10V105H9ZM44 103V104H43ZM108 103H109V105H111V106H109L108 105ZM178 103V104H177ZM181 103V105H179ZM195 103H196V105H195ZM205 103V104H204ZM214 103V104H215ZM224 105H223V104ZM235 103H238L237 105L235 104ZM51 104V105H50ZM57 104H59V109H56L58 106H57ZM65 106V108L67 109H65V111L62 109L64 106ZM65 104H67V105H65ZM97 104V105H96ZM100 106H99V105ZM163 104V105H162ZM169 104V105H168ZM176 104V105H175ZM185 104V105H184ZM192 104V105H191ZM241 104V105H240ZM244 104V105H243ZM5 105V106H4ZM9 105V106H8ZM21 105H23V106H21ZM79 105V106H78ZM105 105H107V107H105ZM167 105V106H166ZM176 106L174 109L172 108L173 106ZM179 105V106H178ZM191 105V106H190ZM193 105H195L194 107H193ZM221 105V106H220ZM243 105V106H242ZM251 105H253V106H251ZM254 105H255V107H254ZM9 108H8V107ZM29 106V107H28ZM44 106V107H43ZM46 106V107H45ZM49 106H50V109H49ZM63 106V107H62ZM78 106V107H77ZM82 106H84V107H82ZM88 106V107H89ZM130 106V107H129ZM140 106V107H139ZM162 106H163V108H162ZM178 106V107H177ZM205 106H207V108L205 107ZM223 106V108H220V107H222ZM224 106L226 107V108H224ZM239 106H241V107H239ZM250 106H251V108H250ZM4 107H5V109H4ZM56 107V108H55ZM60 107H62L61 109L63 110H61V111H58V110H60ZM77 107V108H76ZM96 107V108H98V107H100L99 108V110L98 109H94V108ZM109 107V108H108ZM110 107H111V110H110ZM126 107V108H125ZM186 107V108H185ZM193 107V108H192ZM212 107V108H211ZM215 107H216V109H215ZM231 107V108H230ZM232 107H233V109L234 110H232ZM237 107V108H236ZM45 108H46V110H45ZM101 108H103V109H101ZM104 108H107V109H104ZM130 108V109H129ZM188 108H190V109H188ZM197 109V111H196V109ZM203 108V109H202ZM208 110V111H206V109ZM255 108V109H254ZM22 111H21V110ZM47 109L50 111H52V110H54V111H50V112H47ZM56 109V110H55ZM100 109H101V111H100ZM110 110V112H108L109 110ZM129 109V110H128ZM160 109V110H159ZM173 109V110H172ZM182 109H184V110H182ZM186 109V110H185ZM213 109H214V111H213ZM219 110V114H221V115H219L217 112H216V110ZM222 109H223V111H222ZM225 109H227L226 111H225ZM232 111V112H234L233 114H234V117L235 116H238V119H237V117H233V119H231L232 117H230L231 115H230V110ZM254 109V110H253ZM31 112H30V111ZM74 110V111H73ZM83 110V109H82ZM104 110V111H103ZM134 110V111H133ZM191 110V111H190ZM199 110V111H198ZM204 112V113H202V111ZM210 110H212V111H210ZM4 111V112H3ZM27 111V112H26ZM56 111V112H55ZM58 111V112H57ZM130 111V112H129ZM176 112V115H173V114H175V112ZM187 111V112H186ZM205 111H206V113H205ZM229 111V112H228ZM252 111H254V112H252ZM30 114H29V113ZM34 112V113H33ZM62 114H61V113ZM93 112V113H92ZM147 112V113H146ZM153 112V113H152ZM190 112V113H189ZM198 112H200V113H198ZM212 112H216V114L218 115H216V114H214V113H212ZM226 112L230 115L229 117V119H228V115L226 114ZM231 112V113H232ZM236 112H237V114L238 115H236ZM56 113V114H55ZM57 113H59V117H58V114ZM64 113V114H65ZM95 113V114H94ZM102 113V114H101ZM196 113H198V114H196ZM29 114V115H28ZM37 114H38V116H37ZM53 114V115H52ZM60 114H61V116H60ZM67 114H65V116L63 115V117L65 118L66 117V115ZM80 114V115H79ZM85 114V115H84ZM98 114V115H97ZM130 114V115H129ZM146 114V115H145ZM159 114V115H158ZM203 115V117H202V115ZM208 115L209 116V118H208V116H206V118L204 117L205 115ZM211 114H213V115H211ZM223 114H225V115H223ZM250 114V115H251ZM25 115V116H24ZM31 115H33V116H31ZM41 117H40V116ZM49 115H51V116H49ZM85 116L84 117V119L83 118H79V116ZM90 115V116H89ZM105 115V116H104ZM161 115V116H160ZM162 115H164V116H162ZM166 115V116H165ZM186 117H184V116ZM189 115V116H188ZM217 116V119L215 118L216 116ZM77 116V117H76ZM92 116H94V117H92ZM111 116V117H110ZM133 116V117H132ZM187 116H188V118H187ZM191 116V117H190ZM200 118H199V117ZM30 117V118H29ZM34 117L36 118V121H34L35 119H34ZM43 117V118H42ZM87 117V118H86ZM89 117V118H88ZM97 117V118H96ZM108 117V118H107ZM161 117H164V118H161ZM168 117H170V119H172V120H170V121H168L169 119H167ZM190 117V118H189ZM226 117V118H225ZM241 117V118H240ZM104 118V119H103ZM130 118V119H129ZM132 118H134V120L132 119ZM136 118V119H135ZM161 118V119H160ZM184 118V119H183ZM198 118V119H197ZM207 118H208V120H207ZM215 118V119H214ZM31 119V120H30ZM53 120L54 122H56L55 124L53 123V121H52V123L54 124V125H51V120ZM66 119V118H65ZM68 119V118H67ZM88 119V120H87ZM90 119V120H89ZM91 119H92V121H91ZM95 119V120H94ZM143 119V120H142ZM147 119V120H146ZM154 119V120H153ZM165 119V120H164ZM166 119H167V121L168 122H166ZM183 119V120H182ZM192 119V120H191ZM203 119H204V121L205 122H203ZM211 119V120H210ZM237 119V120H236ZM246 119V120H245ZM75 120V119H74ZM125 120V121H124ZM137 120V121H136ZM161 120V121H160ZM175 120V119H174ZM174 120H173V122H174ZM191 120V121H190ZM207 120V121H206ZM225 120H228V122H224ZM231 120H233V121H231ZM32 122V124H31V122ZM142 121V122H141ZM193 121V122H192ZM220 121H222V122H220ZM50 122V123H49ZM84 122V123H85ZM182 122H186L185 123V127L184 128H186V130L187 129H190V131H192L191 133H190V135H189V130H185L184 128H182V126H184V125H181L182 124ZM200 122V123H199ZM208 124H207V123ZM220 122V123H219ZM72 124H73V130H74V128L76 129V126L74 125V121H72L71 122ZM134 123V122H133ZM160 123V124H159ZM195 123V124H194ZM198 123V124H197ZM202 123H204L203 124V126H201L202 125ZM205 123H206V125H205ZM219 123V124H218ZM224 125H223V124ZM239 125H238V124ZM248 123V124H247ZM38 124H42V126H39ZM157 126H156V125ZM179 124V125H178ZM186 124H188L187 126H186ZM191 124V125H190ZM193 124V125H192ZM218 124V125H217ZM223 126H222V125ZM230 124V125H229ZM34 125H33V127H34ZM48 125V126H47ZM52 127H51V126ZM85 125H86V123H85ZM134 125V124H133ZM136 125V124H135ZM150 125V126H149ZM178 125V126H177ZM140 126H144V124L143 125H140ZM145 126V127H146ZM152 126V127H151ZM171 126H173L175 129H176V131H175V129H172L171 128ZM194 126V127H193ZM217 126H219V128L225 133V135H224V137H226V138H224L223 137V134H221L222 132L221 131H219L220 129L219 128H217ZM235 128H234V127ZM242 126V127H241ZM139 127V126H138ZM182 128V129H180V128ZM196 127V128H195ZM203 127V128H202ZM226 127V128H225ZM244 127V128H243ZM219 129L218 131L219 132H221V133H219L218 131H216L217 129ZM228 128V129H227ZM237 128H238V130H237ZM240 128V129H239ZM161 129V128H160ZM166 129V130H167ZM170 129H171V131H170ZM179 131H178V130ZM192 129V130H191ZM72 130V129H71ZM197 132H196V131ZM156 130H155V132H157ZM231 131V132H230ZM244 132V134H242L243 136H241L242 137V140L240 139V137L238 136V135H241V133L240 132ZM246 131V132H245ZM75 132V131H74ZM74 132H72V131H69V132H67V134H69L68 136L64 133L63 134V136L64 137H67V139H66V141L68 140V139H72L71 141L70 140H68V141H70L71 143H75V141H74V137H75V135H76V133L74 134ZM82 132V131H81ZM197 134L196 136L194 135L195 133ZM213 132V133H212ZM227 132V133H226ZM235 132H237L236 134H235ZM250 132V131H249ZM72 133H73V135H72ZM185 133V134H184ZM194 133V134H193ZM216 133V134H215ZM240 133V134H239ZM177 134V135H176ZM220 134V135H219ZM8 136H11V137H6V140H9V139H11V138H14L16 135H17V140H15V141H8V142H16L15 144V147H13V149H14V151H15V153H14V157H15V159H18V161H19V159H21L22 161H23V159H28V158H31L32 156H35L34 154H36L37 152H35L34 153V151L37 149H35V150H33L34 149V147H33V149L31 148V147H28L27 145H25V146H27V147H25L24 146V143H23V140H22V137L20 136V135H18V134H7ZM160 135V136H159ZM181 135V136H180ZM186 135V136H185ZM190 136V138L189 137H187V136ZM192 135V136H191ZM194 135V136H193ZM200 135H201V133H200ZM215 135L217 136V135H219V136H217V137H215ZM221 135H222V137L223 138H221ZM228 135V136H227ZM238 136L237 138L235 137V139H234V136ZM69 136H71V137H69ZM185 136V137H184ZM231 136V137H230ZM233 136V137H232ZM52 137H55V135L53 134V136ZM187 137V138H186ZM192 137V138H191ZM219 137H220V139H219ZM162 138V139H161ZM178 138V139H177ZM194 138L192 139V140H194ZM228 138V140H226ZM230 138V139H229ZM231 138H233L232 140H233V142H231V141H229V140H231ZM55 139V138H54ZM209 140V141H212V140ZM243 140L245 143L244 144H246V140ZM254 139H256V138H254ZM253 139V140H254ZM260 139H264V138H260ZM104 140H105V142H103L102 143V149L105 151V152H107V153H109L110 151L111 152H113V151H115L116 150V148H117V142H118V140H117V137H116V135H112V136H105L104 137ZM219 140V141H218ZM226 140V143H228V144H226L225 142H223V141H225ZM239 140H240V142H239ZM52 140H50V142H51ZM66 141L65 142H63L62 144H60V145H62V146H64L63 144H65L66 143ZM185 141V142H184ZM231 142V143H229V142ZM47 142V144H48V141H46ZM54 143H56V141H53ZM69 142V144H66V145H69V147L71 146V143ZM170 142V143H169ZM180 142V143H179ZM183 142V143H182ZM73 143V144H74ZM239 143V145H237ZM45 143H43V145H44ZM51 144H53V143H51ZM50 144V145H51ZM77 144H79V143H77ZM218 144V145H219ZM226 144V145H225ZM235 144V145H234ZM22 145L24 146V148L22 147ZM46 145V144H45ZM44 145V146H45ZM54 145V144H53ZM53 146V147H56V148H54L53 149V147H52V150L53 151H59L60 150V148H61V146ZM65 145V146H66ZM83 144H81V146L79 145V147H78V145H77V148H76V145H75V148H76V151H78L79 149H80V147H81V152H89V150L90 149H88V151H85V149H82V147L84 146H82ZM187 145V144H186ZM237 145V146H236ZM17 146V147H16ZM22 147V148H18V147ZM44 146H43V148H44ZM244 147H245V145H243ZM48 146H46L45 148H47ZM60 147V148H59ZM18 148V149H17ZM26 148H30V149H32L33 150V152H27V150H26ZM40 149L42 148V147H39ZM49 148V147H48ZM45 149V150H48L49 151V149L51 150V146H50V148L49 149ZM68 149L69 151H74L75 150V148H74V145H73V147H71L70 149H73V150H70L67 146L65 147V148H63V150L65 151V149ZM85 148V147H84ZM160 148H161V150H160ZM9 149H11L12 150V148H10L9 147ZM16 149V150H15ZM21 149H25L24 151H25V153H22V154H26V155H22L21 154V152L20 151H23V150H21ZM144 149V148H143ZM245 149V148H244ZM79 150V151H80ZM92 150V149H91ZM189 150H191L192 152H190ZM236 150V151H237ZM242 150V149H241ZM61 151V150H60ZM67 151V150H66ZM93 151H94V149H93ZM92 151V152H93ZM138 151H140V152H138ZM160 153H159V152ZM40 152H42V151H40ZM123 152H125V153H123ZM132 152V153H131ZM139 154H137V153ZM146 152V153H145ZM243 152V151H242ZM242 152H240L239 151V154L240 153H242ZM31 153H34V154H31ZM38 153H39V149H38ZM131 153V154H130ZM135 153H136V155H135ZM159 153V154H158ZM170 153H174L173 155H175V157H172L171 155H170ZM184 153V154H183ZM244 153V152H243ZM28 154H31V155H28ZM142 154V155H141ZM148 154V155H147ZM151 154V155H150ZM154 154H155V156H154ZM168 154L170 155V157H172V159L171 160H169L167 157H166V155L168 156ZM181 154L182 155H184V158L181 160V158H182V156H181ZM186 154V155H185ZM188 154V155H187ZM195 154V156H194V158H193V155ZM21 155H22V157L24 156V158H22L21 157ZM37 155V154H36ZM124 155H125V157H124ZM132 155H134V156H132ZM138 155V156H137ZM141 155V156H140ZM147 155V157L145 158V156ZM232 155H236V154H232ZM38 156V155H37ZM99 156V157H98ZM121 156V157H120ZM128 156V157H127ZM140 156V157H139ZM144 156V157H143ZM159 156V157H158ZM185 156H187V157H185ZM189 156V157H188ZM242 155L240 154V157H241ZM28 157V158H27ZM103 157V158H104ZM130 157H135V159H133V158H131L130 159ZM137 157V158H136ZM153 157V158H152ZM161 157V158H160ZM163 157V158H162ZM166 157V158H165ZM179 157V158H178ZM258 157V156H257ZM37 158V157H36ZM36 158H34L33 157V159L31 158V159H28V160H33L34 161V159H36ZM103 158H102V160H103ZM124 158H125V162L128 160L129 161V163H128V161L126 162V163H124L123 162V160H124ZM155 158V159H154ZM166 160H165V159ZM173 158H177V159H175L176 161H172L173 160ZM189 160H188V159ZM242 158H243V156L240 158L241 160H242ZM119 159H121L122 161H119ZM153 159V160H152ZM164 159V160H163ZM186 159V160H185ZM194 159H195V161H194ZM236 159V158H235ZM239 159V160H240ZM37 160V159H36ZM132 160V161H131ZM134 160V161H133ZM180 160V161H179ZM192 160H190L189 162H188V164L187 165H189V163L192 161ZM232 160H233V162H228V163H226V165H240V163H239V161L238 160H236L237 162H235V160L232 158ZM17 161V160H16ZM136 161V162H135ZM138 161V162H137ZM155 161H156V163L159 165V167L156 165V163H155ZM167 161H168V163H167ZM169 161H172L171 163L169 162ZM112 162H114V163H112ZM120 162V163H119ZM122 162V163H121ZM161 162H163V164L161 163ZM178 162V163H177ZM183 162V163H182ZM111 163V164H110ZM124 163V164H123ZM130 163H132V164H130ZM137 164V165H135V166H133V164ZM164 163H166V164H164ZM126 164H128V165H126ZM130 164V165H129ZM99 165V166H98ZM103 165V164H102ZM187 165H186V168H187ZM129 166H131L130 168H132L134 171L132 172V169L130 170V168H129ZM133 166V167H132ZM155 166H157L158 167V171H157V176H160V178H165V175L166 174H168V175H166V178H165V181L162 179V180H160L159 179V181L157 180V182H158V184H156V178H157V176H156V172H155ZM161 166H162V169H161ZM191 166H189V167H191ZM220 166H222V165H220ZM240 166H243L244 168H246V169H248L250 172H251V174H252V178H251V181H252V183H250L249 185H242V186H239L236 190H235V192H239V193H236L235 194V192H234V195L232 194V196H233V198H236V199H239L241 202H243L244 204H245V206H246V209H247V217H249V218H251V219H247L246 220V222H247V225H249V227L246 225L244 228L242 227V228H238L237 229V234H235V238H236V236L237 237H242L243 239H246L249 235H251V232H252V237H253V240H254V242H256V243H260V240H259V235H258V233H259V231H260V229H261V226H259V225H252V224H255V223H259L260 221H263V219H264V192L261 190V191H256L257 189H256V187H258V189L260 188L259 187V185H261V181H260V179H259V175L256 173V171H254L253 169H252V167L251 166H246V165H240ZM99 167V168H98ZM109 167V168H108ZM167 167V168H166ZM218 167V166H217ZM165 168V169H164ZM210 168V167H209ZM107 169H108V171H107ZM114 169V171H112V170ZM160 169V170H159ZM208 169V168H207ZM206 169V170H207ZM136 170V171H135ZM141 170V171H140ZM163 170V171H162ZM187 169H185V171H186ZM103 171V172H102ZM108 172V174H107V172ZM164 171H166V172H164ZM155 172V173H154ZM111 173V174H110ZM114 173H115V175H114ZM118 173V174H117ZM159 173V174H158ZM186 173H187V171H186ZM192 173V171H190V175L193 177V173ZM199 173V172H198ZM197 173V171H196V174H198ZM102 174V175H101ZM185 174V175H184ZM195 173H194V176L196 175ZM105 175V174H104ZM117 175H118V180H117ZM120 175V176H119ZM162 175V176H161ZM163 175H164V177H163ZM133 176H135L136 178H138V179H134V177ZM153 176H154V178H153ZM167 176H168V178H167ZM97 177V178H96ZM156 177V178H155ZM169 177H170V179H169ZM196 177H197V175H196ZM195 177V178H196ZM132 178H133V180H132ZM141 178V179H140ZM143 178V179H142ZM159 178V177H158ZM157 178V179H158ZM121 179V180H120ZM145 179V180H144ZM194 179V178H193ZM192 179V180H193ZM103 180V179H102ZM107 180V181H106ZM110 180V181H109ZM138 180V181H137ZM143 181V182H141V184H142V186H141V184H140V181ZM109 181V182H108ZM122 181V182H121ZM172 181V182H171ZM63 182V180L61 181V183ZM100 182H101V180H100ZM106 182V183H105ZM135 182H139L138 184L136 183L135 184ZM154 182V183H153ZM165 182V183H164ZM60 183V185H62ZM95 183H97V181L95 182ZM98 183H99V181H98ZM97 183V184H98ZM103 183V182H102ZM160 183L161 184H163L162 186H163V191H162V186L160 185ZM9 184H12V183H9ZM14 184V183H13ZM13 184H12V186H13ZM100 184V183H99ZM144 184H145V186H144ZM153 184V186H148V185H152ZM56 185H58V184H56ZM119 185V186H118ZM134 185H135V188H134ZM159 185L161 186L160 188H159ZM50 186H55V185H50ZM106 186V187H105ZM108 186V187H107ZM140 186L143 188H140ZM146 186H148L149 188H156V190L155 189H153L152 190V188H151V191H158V188H159V193L160 194H158V195H156L155 196V192H151L150 191V189L148 188L147 189V191H146ZM10 187V186H9ZM100 187V186H99ZM104 188H106L105 189V191H104ZM121 188V189H120ZM241 188H243V190L244 189H246V191L244 192H242L241 191ZM255 188V189H254ZM89 189V188H88ZM109 189V190H108ZM111 189V190H110ZM135 189H136V191H135ZM140 189H142V190H140ZM160 189H161V191L162 192H160ZM239 189V190H238ZM54 190V189H53ZM55 190H56V188H55ZM54 190V191H55ZM69 190H71V191H73V192H68ZM123 192H122V191ZM247 190H249V191H247ZM254 190V191H253ZM41 191V190H40ZM76 191H78V188H77V190ZM80 191V190H79ZM82 192L84 191V189L83 190H81ZM80 191V192H81ZM117 191V192H116ZM118 191H121V192H119V194H118V196H116L117 195V193H118ZM168 191V189L166 190V192ZM80 192H78V193H80ZM85 192V191H84ZM91 192H93V191H91ZM98 192H100L99 194H98ZM135 192V193H134ZM137 192V193H136ZM144 192V193H143ZM149 192V193H148ZM158 192H156V194L158 193ZM186 192V191H185ZM183 193V194H185V195H182V198H183V200L184 199H187L190 195H189V193ZM242 192V193H241ZM246 192H249V193H246ZM254 192V193H253ZM153 193H154V196H153ZM168 193H170L169 191H168ZM196 193H198L197 191H196ZM240 193L242 194V195H240ZM246 193V194H245ZM70 194V195H69ZM81 194V199L85 196V194H83V193H80ZM96 194H97V198H96ZM103 194V195H102ZM111 194V197H112V199H114V198H116L115 200H112L110 197H109V195ZM124 194V195H123ZM130 194V195H129ZM132 194V195H131ZM138 194L140 195V196H138ZM164 194V193H163ZM188 194V195H187ZM252 194H253V196H252ZM254 194H256V195H254ZM263 194V195H262ZM69 195V196H68ZM100 195H102V197L100 196ZM105 195V196H104ZM115 195V196H114ZM125 197V199L124 198H122L121 199V197H123V196ZM192 195V194H191ZM260 197H259V196ZM65 196V197H64ZM83 196V197H82ZM119 196H121L120 197V200L122 201V203H121V205H120V203H119V199H118V197ZM146 196H148V195H146ZM184 196V197H183ZM187 196V197H186ZM62 197V198H61ZM68 197V198H67ZM74 197V202H72V205H73V203L75 204L74 206H77V207H75V208H73V207H70L71 206V204H68V203H71V198H73ZM100 197V198H99ZM109 199V201H108V199ZM216 197V196H215ZM262 197V198H261ZM13 198H14V195H13ZM38 198L39 197H36V199L35 200H33V204H32V206H31V210H30V212H28L29 213V221H30V218H31V216H32V214H34V212H35V208H36V206H37V203L39 204V202H38ZM65 198V199H64ZM67 198V199H66ZM85 198V200H86V197H84ZM84 198H83V200L82 201H84ZM90 198V199H91ZM148 198V197H147ZM158 198H159V196H158ZM182 198H177L178 200L179 199H182ZM198 198L199 197H195V198H193V199H195V200H193L194 201V203L195 202H197V200H198ZM201 198V197H200ZM71 199V200H70ZM111 199V200H110ZM104 200H107V201H105L104 203L103 202H101V201H104ZM117 200H119V201H117ZM132 200V201H131ZM40 202H41V200H39ZM55 203H54V202ZM73 201V200H72ZM79 201V200H78ZM90 201H92V200H90ZM114 201H116L115 202V205H114V203H112V202H114ZM80 202V201H79ZM88 202H89V200H88ZM94 202V203H95ZM97 202V203H98ZM111 202V203H110ZM117 202H118V204H119V206H117V207H119L118 209H119V211H118V209H117V207H115L114 208V206H116V205H118L117 204ZM145 202V201H144ZM143 202V203H144ZM50 203H51V205H50ZM66 203H64V204H66ZM83 203V202H82ZM93 203V204H94ZM106 203H108V204H106ZM110 203V204H109ZM128 203V202H127ZM80 204V205H79ZM113 204V205H112ZM124 205V207H123V205ZM199 203H195V205H198ZM101 205V204H100ZM99 205V206H100ZM109 205V206H108ZM52 206V207H51ZM55 208H54V207ZM62 206V207H61ZM81 206H83V207H81ZM91 206V205H90ZM93 206H95V204L93 205ZM98 205H96V207H97ZM98 206V207H99ZM102 206H100V207H102ZM106 206H104V208L105 209H107L106 208ZM120 206H122V207H120ZM13 207V206H12ZM51 207V208H50ZM61 207V208H60ZM81 207V208H80ZM95 207V208H96ZM98 208L99 209V212H98V209H97V214H100L101 212H100V209H101V211H102V214L103 213H105V215H106V212L102 209V208ZM63 208V209H62ZM89 208V207H88ZM12 209V208H11ZM10 209V210H11ZM71 209V211H72V209H76V211H74V214H72L73 215V218H71L72 219V222L70 221V216H71V213L73 212H71V211H69ZM90 209V208H89ZM132 209H130V210H132ZM80 211V213H78L77 211ZM82 210V211H81ZM88 210V209H87ZM138 210V211H137ZM104 211V212H103ZM124 211V212H123ZM49 212V213H48ZM60 212H61V214H60ZM91 214H92V209H91ZM89 212V213H90ZM136 212L134 213V215L136 214ZM141 212V211H140ZM58 213V214H57ZM86 213V212H85ZM94 214H96L95 212H93ZM96 214V215H97ZM56 215V216H55ZM77 215V216H78ZM86 215H88V213H86ZM105 215L103 214V215H99L101 218H103V219H105ZM113 215V216H112ZM139 215V213L137 214V216ZM91 216V215H90ZM90 216H88L89 218H90ZM93 216V215H92ZM91 216V217H92ZM98 215H97V218L99 217ZM53 217V218H52ZM72 217V216H71ZM80 217V216H79ZM83 216H81V218H82ZM94 217H96L95 215H94ZM130 217V218H129ZM56 218V219H55ZM57 218H58V220H57ZM84 218L85 219H87L88 220V218H87V216L85 217V215H84ZM93 218V217H92ZM97 218L95 219H91V220H97ZM135 219H136V216L134 217ZM238 218H240L239 220H241V219H244V218H241V217H238ZM53 219V221L55 222V223H52V220ZM99 219V218H98ZM46 220V221H45ZM78 220H79V218L77 219L76 218V221L78 222ZM59 221V222H58ZM68 221H70L69 223H68ZM75 221V222H76ZM83 221V220H82ZM88 221H90V220H88ZM136 221V220H135ZM134 221V222H135ZM43 222V221H42ZM75 222H73V223H75ZM130 222V223H129ZM221 223V221H215V224H218V223ZM57 223V224H56ZM67 223V224H66ZM89 223H91V221L89 222ZM136 223V222H135ZM137 223H139V222H137ZM47 226H46V225ZM49 224V225H48ZM69 224H71V225H73V228H69ZM75 224H77V223H75ZM130 224V225H129ZM65 225V226H64ZM70 225V226H71ZM128 225L130 226V227H128ZM136 226V224L134 225V227ZM137 226H138V224H137ZM72 227V226H71ZM126 227H128V229L126 228ZM130 228V229H129ZM47 230V231H45V230ZM51 231H50V230ZM135 228H133V230H134ZM48 230H49V232H48ZM43 232V234H45ZM53 236V237H51V236ZM83 236V237H85L86 238V240L84 241V239H81L79 236ZM43 236V235H42ZM67 239H68V237H67ZM63 240H65V238L63 239ZM66 241V240H65ZM82 241V242H81ZM84 241V242H83ZM227 241V240H226ZM226 241H225V243H226ZM240 241H242V239L240 238ZM58 242L60 243V241L58 240ZM62 242V241H61ZM219 242V241H218ZM223 242V241H222ZM229 242V241H228ZM64 243V242H63ZM63 243H61V244H63ZM214 243V242H213ZM224 243V242H223ZM249 243H250V241H249ZM70 244V245H69ZM215 244V243H214ZM214 244L212 245V244H210L211 245V247H209L210 248V250H209V248H208V250H209V253H211L212 255V257H211V259H215L213 262H214V264L216 263V256H215V248L217 247V245L219 244V245H221V241L216 245L215 244V248H212L213 246H214ZM248 244V243H247ZM250 244H252V242L250 243ZM253 245V244H252ZM251 245V247L253 248L254 246H252ZM209 246V245H208ZM222 246H223V244H222ZM250 246V245H249ZM263 248H264V245H261ZM247 247H248V245H247ZM207 248V247H206ZM205 248V249H206ZM43 249V248H42ZM45 249V248H44ZM144 249V251H145V254H147V256L149 257V251H147L148 249L147 248H140V253L141 254H139V253H136L137 252V250H132L131 251V258H130V263L129 264H134L135 263V261L137 260V259H141V260H143V261H141V260H137L136 262H143L142 264H147L148 263V260L147 259H149L145 254H143V252H142V250ZM207 250V249H206ZM212 250V251H211ZM59 251V250H58ZM58 251L56 250V251H54L53 253H52V255L54 254V253H56L57 255L59 254V253H62L63 252V254H65L64 253V250L63 251H60L59 253H58ZM136 251V252H135ZM68 252V253H67ZM136 253V255H140L141 256V258H139V256L137 257V256H135V253ZM255 251H253L252 252V250L251 251H247V254H248V256H247V260H248V262L249 263H254V262H258V263H262L263 264V260H262V258L261 259H259V258H257V256H256V252L254 253ZM253 253V254H252ZM56 254H54V256L52 257V258H57V256H56ZM227 254H229V252H227ZM90 255H92L91 256V258H93V256H95L96 258H98L97 260L98 261H94V260H92L91 258H90ZM230 255V254H229ZM59 256H60V254H59ZM135 258H134V257ZM142 256H144V258H142ZM174 257H173V264H178V262H179V256L178 255H173ZM62 257L63 258H66L65 257V255L63 256L62 255ZM61 257V258H62ZM94 257V258H95ZM145 257L147 258V259H145ZM246 257V256H245ZM66 258V259H67ZM93 258V259H94ZM96 258H95V260H96ZM104 258V259H103ZM137 258V259H136ZM65 259V260H66ZM134 259V260H133ZM198 259H200L201 261H202V259L201 258H198ZM57 260V259H56ZM58 260H60V257L58 258ZM61 260H64V259H61ZM64 260V261H65ZM88 260V261H87ZM90 260V261H89ZM110 260V261H109ZM145 260H147V261H145ZM67 261V260H66ZM57 262V261H56ZM203 262V261H202ZM58 263V262H57ZM64 263V262H63ZM62 262L61 263H58V264H63ZM137 264V263H136ZM141 264V263H140ZM149 264V263H148ZM217 264V263H216ZM242 264H243V262H242Z\"/></svg>", "mask_w": 264, "mask_h": 264}, {"label": "crops", "instance_id": "obj_3", "mask_svg": "<svg viewBox=\"0 0 264 264\" xmlns=\"http://www.w3.org/2000/svg\"><path fill=\"white\" fill-rule=\"evenodd\" d=\"M82 56L81 49L77 48L47 49L35 57L0 52V69L6 73L10 71L7 73L8 77H19L29 63H45L48 73L60 80V90L63 93L87 94L96 86V82L92 76L84 74ZM17 139L16 135L9 140ZM5 140V134L0 133V142ZM252 154L264 157V139L256 138L252 141ZM96 160L95 152L42 151L38 153L35 172H2L0 180L19 181L23 185L38 186L41 190L43 187L56 185L61 177L66 187L88 189L95 179ZM251 178V172L240 165L210 167L204 173V185L213 189H228L229 193L198 198L195 203H199L201 213L179 204L151 203L148 206L145 228L89 232L85 237L95 239L96 251L108 254L114 264H129L131 251L140 248H148L149 260L153 264H166L172 255L179 256L178 264H203L197 257L208 245L213 241H226L235 237L232 225L220 226L212 221H232L240 219L238 217L251 219L247 217L245 204L230 195L239 186L252 183ZM36 197L38 195L32 197V204ZM28 212L30 211L24 207L13 206L7 214V209L1 208L0 232H28Z\"/></svg>", "mask_w": 264, "mask_h": 264}]
</instances>
